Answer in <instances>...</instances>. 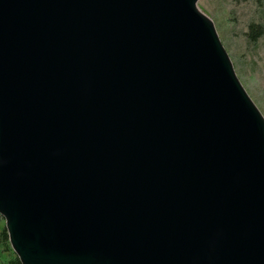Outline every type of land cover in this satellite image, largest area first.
Here are the masks:
<instances>
[{"label":"water","instance_id":"water-1","mask_svg":"<svg viewBox=\"0 0 264 264\" xmlns=\"http://www.w3.org/2000/svg\"><path fill=\"white\" fill-rule=\"evenodd\" d=\"M0 217L20 264H264V118L197 0H0Z\"/></svg>","mask_w":264,"mask_h":264},{"label":"rangeland","instance_id":"rangeland-1","mask_svg":"<svg viewBox=\"0 0 264 264\" xmlns=\"http://www.w3.org/2000/svg\"><path fill=\"white\" fill-rule=\"evenodd\" d=\"M197 6L211 19L236 77L264 118V0H197ZM254 29L260 32L251 38ZM3 225L0 217V230ZM9 257L0 242V261Z\"/></svg>","mask_w":264,"mask_h":264},{"label":"trees","instance_id":"trees-1","mask_svg":"<svg viewBox=\"0 0 264 264\" xmlns=\"http://www.w3.org/2000/svg\"><path fill=\"white\" fill-rule=\"evenodd\" d=\"M249 28H252V25H249ZM260 31L257 29H254L251 38L255 37ZM0 242L2 245V250L7 251L10 255V257L5 261H0V264H20L18 258L14 255L12 250L9 247L8 241H7V235L5 232L4 227L0 230Z\"/></svg>","mask_w":264,"mask_h":264}]
</instances>
